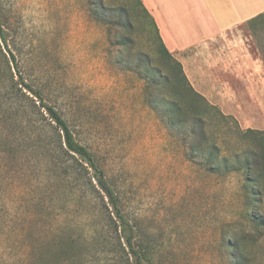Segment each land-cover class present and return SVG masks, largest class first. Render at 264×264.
I'll return each mask as SVG.
<instances>
[{
  "label": "rangeland",
  "instance_id": "rangeland-1",
  "mask_svg": "<svg viewBox=\"0 0 264 264\" xmlns=\"http://www.w3.org/2000/svg\"><path fill=\"white\" fill-rule=\"evenodd\" d=\"M94 1L0 0L14 71L92 153L148 264H264L256 225L264 220V163L260 170L261 149L242 134L264 131V23L217 39L216 70L195 76L212 102L223 101L227 119L211 115L204 132L193 117L171 128L161 117L171 95L154 29L133 0ZM8 130L13 145L0 141V264H127L95 171L37 145L19 123ZM213 147L228 160L218 173L204 159Z\"/></svg>",
  "mask_w": 264,
  "mask_h": 264
},
{
  "label": "trees",
  "instance_id": "trees-1",
  "mask_svg": "<svg viewBox=\"0 0 264 264\" xmlns=\"http://www.w3.org/2000/svg\"><path fill=\"white\" fill-rule=\"evenodd\" d=\"M133 1L135 2L136 8L140 11L141 17L149 22L150 26L154 29L158 42L159 60L161 63H164L169 72L168 86L170 89L169 95L171 96L170 99L167 100V106H164L165 109L161 113V117L165 120L167 126L176 128L189 117H193L204 132L209 126L210 118L213 117L211 115H217L221 117V119H227V116H225L219 108L211 105L203 95L193 88L181 63L174 59L164 45L155 20L144 6L142 0ZM90 2L93 5L97 4L94 0H90ZM100 6H103V3H100ZM123 11L126 10L123 9ZM129 12L130 11L127 9V14ZM130 13H134V10ZM135 16L138 18V14ZM259 23H264V13L249 21L247 25H256ZM5 34L4 27L0 25V141L2 147H4V141L7 143L5 145H13L10 142L13 131L8 130V126L13 123L18 126L19 123L20 126L30 129V134H32V136L29 138L30 140L33 139V142H36L37 145L42 142L44 143L42 147L48 150L52 148L58 155H68L76 159V162L81 167L80 170H86L87 172L89 168L93 169L95 171L94 178L98 181L104 194L109 198L113 206L112 208L115 210L113 212L117 218L116 228L117 232H120L119 237L122 250L126 252V263L148 264L149 260L146 253L139 252L135 249L137 234L124 218L119 208L118 199L113 190L108 186L103 172L98 169L92 153L77 141L74 133L62 115L55 110V108L46 103L41 93L27 84L22 75H18V73L14 71L16 58L7 49L8 42ZM150 105L152 106L151 103ZM153 105L152 107L156 109L159 108L160 104L155 101ZM20 117L22 120L18 121ZM242 134L245 136H252L257 146L260 147L262 162L259 168L261 170L264 163V131L247 129ZM206 140L207 138L203 135L201 141L206 142ZM196 148L197 149L193 147L197 154L202 153V150H204L200 148V146ZM204 159L209 172L218 173L220 169H218L217 164L221 165L228 163L227 159H220V155L217 153L215 147L211 148L210 152L204 156ZM246 168H248V166H246ZM254 169L258 170V167ZM260 177L261 173H259L255 179H252V183L250 182L251 187L249 190L251 191V196H253V198L255 197L253 201H257V198H259V192L257 193L256 189L263 183ZM256 225L259 230H264V220L258 221ZM121 240H123V243Z\"/></svg>",
  "mask_w": 264,
  "mask_h": 264
},
{
  "label": "crops",
  "instance_id": "crops-1",
  "mask_svg": "<svg viewBox=\"0 0 264 264\" xmlns=\"http://www.w3.org/2000/svg\"><path fill=\"white\" fill-rule=\"evenodd\" d=\"M142 2L154 18L164 45L174 59L181 63L193 88L223 113L220 109L223 101L212 102L211 96L204 93L207 88L196 87L195 76H210L204 72L206 66L212 71L216 70L215 41L246 26L249 21L264 13V0Z\"/></svg>",
  "mask_w": 264,
  "mask_h": 264
}]
</instances>
